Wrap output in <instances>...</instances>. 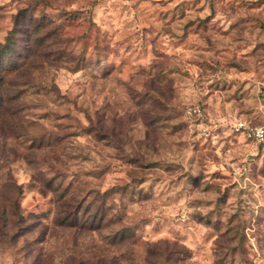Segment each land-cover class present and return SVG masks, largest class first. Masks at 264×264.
Returning a JSON list of instances; mask_svg holds the SVG:
<instances>
[{"label":"rangeland","instance_id":"obj_1","mask_svg":"<svg viewBox=\"0 0 264 264\" xmlns=\"http://www.w3.org/2000/svg\"><path fill=\"white\" fill-rule=\"evenodd\" d=\"M16 22L0 264H264V142L232 130L264 126V0H0V49Z\"/></svg>","mask_w":264,"mask_h":264},{"label":"trees","instance_id":"obj_2","mask_svg":"<svg viewBox=\"0 0 264 264\" xmlns=\"http://www.w3.org/2000/svg\"><path fill=\"white\" fill-rule=\"evenodd\" d=\"M19 24L16 22V24L14 25V28L10 31L9 35L6 37V43L1 47L0 49V59L1 57L5 56L8 54V52L12 49L11 45L13 43V39L17 36L18 34V30L16 26H18ZM7 70H4L1 66V60H0V91L3 90V86L6 83V77H7ZM248 140V139H247ZM251 142H254L252 140H249ZM67 227H73V226H67ZM85 227V226H84ZM82 227V231H85L86 228ZM73 256V255H72ZM69 257L68 259H66V261L64 262V264H89L87 261H83L81 259H78V257L76 258L74 257ZM98 264H117L116 261V257L112 260H109L105 263H101L99 262Z\"/></svg>","mask_w":264,"mask_h":264},{"label":"built area","instance_id":"obj_3","mask_svg":"<svg viewBox=\"0 0 264 264\" xmlns=\"http://www.w3.org/2000/svg\"><path fill=\"white\" fill-rule=\"evenodd\" d=\"M189 114L201 117L202 112L200 108H193L188 111ZM234 134L241 135L245 139L252 140L256 143L264 142V126H252L251 124L239 121L233 125Z\"/></svg>","mask_w":264,"mask_h":264}]
</instances>
